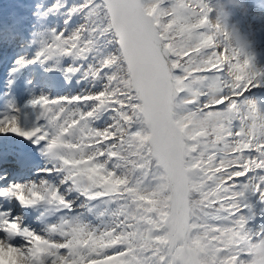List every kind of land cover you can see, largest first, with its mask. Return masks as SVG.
<instances>
[{"label":"snow or ice","instance_id":"obj_1","mask_svg":"<svg viewBox=\"0 0 264 264\" xmlns=\"http://www.w3.org/2000/svg\"><path fill=\"white\" fill-rule=\"evenodd\" d=\"M239 8L0 9V264H251L264 67Z\"/></svg>","mask_w":264,"mask_h":264},{"label":"bare ground","instance_id":"obj_2","mask_svg":"<svg viewBox=\"0 0 264 264\" xmlns=\"http://www.w3.org/2000/svg\"><path fill=\"white\" fill-rule=\"evenodd\" d=\"M256 1H261V3L264 4V0H248V1L246 0L245 1L246 9L245 8H239L237 15L234 17L235 20L240 22V24L243 26V28L246 30V32L248 31V28L246 25L247 20L245 21V19L243 18V14L241 12L244 13L248 7H250V9L252 10L251 13H253L252 14L253 18H255L257 21L261 22L262 24L264 23V6H262V5L256 6V4H254V2H256ZM8 5H11V4L8 3L5 6H0V9H2L3 11H9V10L13 9V7L8 6ZM253 18H251V19H253ZM260 26H262V25H260ZM260 26L257 27L255 30L251 29V31H254V34H252V35L250 33L248 34V40H249L248 51L251 55L255 56V60H256L257 65L260 67H264V28L260 32V30H261Z\"/></svg>","mask_w":264,"mask_h":264},{"label":"rangeland","instance_id":"obj_3","mask_svg":"<svg viewBox=\"0 0 264 264\" xmlns=\"http://www.w3.org/2000/svg\"><path fill=\"white\" fill-rule=\"evenodd\" d=\"M245 1L246 0H244V6H243V8L246 9ZM212 2L215 3V0H212ZM8 3L11 4V5H8V6H11V7L14 8L16 6L17 0H0V6H5ZM230 7H231V5H229V9H230ZM251 12H252V10L250 9V7H248L247 10H245L244 13L243 12H241V13L243 14V18L245 19V21L247 20L246 21V25H247V28H248L247 34L250 33L252 35V34H254V31H251V29H254L255 30L257 27H259L260 25H262V26H260V29H261L260 32H261L263 30V28H264V23L262 24L261 22L257 21L255 18H253V15H252L253 13H251ZM251 18H253L254 20L251 19Z\"/></svg>","mask_w":264,"mask_h":264},{"label":"clouds","instance_id":"obj_4","mask_svg":"<svg viewBox=\"0 0 264 264\" xmlns=\"http://www.w3.org/2000/svg\"><path fill=\"white\" fill-rule=\"evenodd\" d=\"M237 6L243 8L244 0H236ZM251 264H264V244L255 245L252 249Z\"/></svg>","mask_w":264,"mask_h":264}]
</instances>
